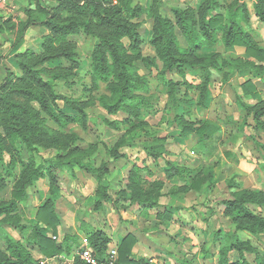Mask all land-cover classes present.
I'll return each mask as SVG.
<instances>
[{
    "label": "rangeland",
    "instance_id": "obj_1",
    "mask_svg": "<svg viewBox=\"0 0 264 264\" xmlns=\"http://www.w3.org/2000/svg\"><path fill=\"white\" fill-rule=\"evenodd\" d=\"M95 1L106 6L108 0ZM216 1L220 5L217 10H207V0H129L136 13L122 6L120 15L135 24L138 33L136 48L131 47L127 36L120 39L124 56L132 60L128 71L134 80L121 108L109 114L101 107L100 98L111 102L117 94L108 88L112 76L104 80L92 73L91 54L97 35L79 26L62 37L45 24L46 10L38 0H0V92L19 105L22 126L33 144L28 146L3 129L4 110L0 107V207H5L0 212V250L6 248L2 240L6 232L20 242L34 264H65L60 258L66 253L44 256L36 239L29 238L32 233L39 235L37 240L45 235L57 244L68 236L74 248L80 246L82 237L88 238L87 231L100 229L114 236L109 250L117 249L119 244V236L111 231L116 225L139 236L148 233L144 259L149 264H218L219 249L225 244L228 231L236 232L264 255V228L256 235L236 231V224L246 219L227 215L222 203L243 190L264 191V149L259 145L264 144V128L254 129L252 120L251 125L244 127L246 113L236 102L250 101L243 92L247 81H251L264 100V54L257 57L253 49L251 52L240 44L226 46L218 29L213 47L189 50L183 33L175 25L173 8L184 10L198 29L210 15L219 12L226 16L240 2ZM261 5L264 9V0ZM244 6L236 24L254 48L264 53V18L256 15L254 1L244 0ZM154 12L173 24L180 52L186 53L193 64L203 60L201 55H233L241 58L243 65L251 62L255 69L233 70L218 62L210 70L207 82H202L200 73L189 66L181 73L162 72L163 63L151 44ZM54 16L66 24L71 17L89 20L84 13L69 14L67 9L58 10ZM31 21L34 24L26 25ZM90 29L93 33L104 30L93 23ZM55 54L60 55L40 61ZM137 55L154 57V65L145 66ZM26 66L36 68L49 85L44 88L35 85ZM25 88L45 95L64 125L60 127L35 99L26 97L21 92ZM51 91L57 95L56 99H52ZM176 115L190 124L193 131L182 132ZM205 122L206 136L201 139L196 129ZM157 138L161 141H156ZM159 143L163 150L155 159L144 147ZM117 144L123 145L119 152L124 156L115 159L109 150ZM43 158L76 159L99 169L104 176L98 181L88 169L79 166H74L71 172L66 168L59 172V196L54 207L58 218L56 233L39 222L40 206L49 195L47 177L33 185L24 184L25 176ZM167 162L185 168L188 175L167 179L164 173ZM133 167L137 168L141 189L162 182L157 207L130 201L136 191L131 176ZM199 175H207V182L194 191L189 184ZM19 190L20 194L14 196L13 192ZM246 206L264 217L263 207L251 203ZM123 208L128 211L121 214ZM143 208L146 214L138 217L137 211L141 213ZM132 215L138 219L125 220L133 219ZM245 255L254 262V253Z\"/></svg>",
    "mask_w": 264,
    "mask_h": 264
},
{
    "label": "trees",
    "instance_id": "obj_2",
    "mask_svg": "<svg viewBox=\"0 0 264 264\" xmlns=\"http://www.w3.org/2000/svg\"><path fill=\"white\" fill-rule=\"evenodd\" d=\"M207 10H217L220 8L219 3L216 0H207ZM251 1V0H250ZM254 1L256 15L261 19L264 18V9L261 5V0ZM38 3H43V9L46 10L47 21L46 25L55 34H59L62 37L73 33L76 28L81 26L87 33L96 34L98 37L97 42L94 45L93 52L91 54V67L92 73L98 77L107 79L112 76L113 82L108 86L111 92H115L117 96L114 101H107L106 98H100L101 107L109 114H114L121 108L122 102L125 98L129 97L131 89V83L134 77L129 73L128 68L131 66L132 60L124 56V47L120 43V39L123 36H127L130 39L131 47L136 48L138 42V33L136 25L129 22L127 19L120 15L121 8L125 5L128 10L136 13L135 8H131L129 0H108L106 6L95 0H38ZM121 4V6H120ZM244 0L237 2L232 8L231 13L224 16L222 13L216 12L199 25L196 29L195 20L190 19L186 12L180 8H173L175 16V25L183 33L189 50H200L201 48H211L217 42V36L215 30L222 31V39L226 46L240 44L246 47L249 51L257 57L263 56V51L255 49L254 44L246 37L240 27L236 24L238 14L244 10ZM60 9H67V13L76 12L77 14L84 13L89 20H76L67 19V24L62 21H57L54 16L55 12ZM53 12V13H52ZM154 27L153 37L151 44L153 45L160 61L163 63L162 72L168 70L172 73H181L182 70L189 66L193 68L192 71L200 73L202 82H207L210 76V70L221 63L224 66H231L233 70L239 68L255 69L251 62H245L243 65L242 59L233 55L222 56L220 54H214L211 56L201 55L203 60L196 64H193L186 55V53L180 52V45L176 40L173 33V24L168 19L162 16L159 12H154ZM90 23L94 26L103 28V31L93 33L90 29ZM34 24V21L27 23L26 25ZM241 42V43H238ZM251 51V52H252ZM60 54L48 55L41 58L40 61L45 59L58 58ZM137 59H140L145 66L154 65V57L137 55ZM244 62V61H243ZM238 63L239 65H237ZM37 64H35L36 66ZM195 66V67H194ZM26 70L30 72L29 78L33 80L35 85L40 88H44L49 85L47 81H44L40 76L38 70L31 66H26ZM251 81H247L243 84L244 95L249 96L251 103L237 100L239 108L245 111L246 118L243 121V126L251 125L249 120L254 121L253 128H264V120L261 121V117L264 116V100L259 96L256 88L251 85ZM26 97L35 99L41 106L42 110L47 112L49 116L56 121V123L62 127L64 120L62 121L58 114L54 113L49 106L48 100L42 93L35 90L23 89L21 91ZM52 93V91H51ZM53 94V93H52ZM57 95L53 94L52 99H56ZM68 104H72L67 100ZM73 105V104H72ZM0 107L4 110L2 116L3 129L15 138H20L25 141L28 146H32V140L27 134L26 129L22 126V117L19 112V105L13 103L7 95H3L0 92ZM75 107V106H74ZM77 108V107H76ZM175 119L181 124V130L184 133H190L193 129L183 122V118L180 115H176ZM71 120V119H70ZM207 123H203L202 126L196 129V133L201 139L205 138V126ZM156 141L160 142L161 139L157 138ZM264 149V144H259ZM122 144L113 146L109 152L111 156L118 159L124 156V153L119 152V148ZM157 146H160L157 148ZM145 150L155 159L160 157L162 153V145L155 144L153 147H144ZM74 166L83 167L100 181L104 176L99 169L94 167H87L76 159H70L69 161H63L61 159H41L39 163L25 176L24 184L33 185L38 179L47 177L49 183V195L40 206L39 222H43L47 227L52 229L53 233H56V224L58 218L55 214L54 207L56 199L59 196V172L65 168L71 172ZM164 169L165 177L167 179L173 177L185 178L188 171L173 162H167ZM132 179L136 186V191L132 194L131 202L144 204L146 207H157L158 196L162 182L152 184L147 189H141V181L136 178L137 168L133 167ZM208 176L202 175L195 177L189 184V187L194 191H199L201 187L207 182ZM22 190V189H21ZM19 191H14V196L20 194ZM103 196L106 195V189L101 190ZM233 198H226L222 202L226 205V214L231 215L232 218L240 216L242 219H246L244 223L236 224V231L242 230L256 235L260 230L264 228V217L256 215V213L246 206V203L255 204L264 208V191L259 190H243L238 193L232 194ZM4 206L0 207V212L4 210ZM236 212V213H234ZM168 213L165 216L168 217ZM262 216V215H261ZM90 246L98 259H102L108 250V244L110 238L100 229L87 231ZM217 234V233H216ZM226 234L225 244L219 249L218 264H264V255L258 253L256 247L251 245L248 240H242L238 234L234 231H228ZM37 233L33 232L29 238L38 243L40 250L46 257H53L61 255L62 253H69L72 250L69 237L65 236L61 243H55L45 235L40 236L37 240ZM2 240L6 245L5 250H0V264H34V260L30 254L24 249L19 241L15 240L10 234L3 232ZM136 243V238L127 234L117 245L118 259L117 264H149L145 260H136L132 257V248ZM245 253H254V262H250ZM72 264H88L83 261L78 255H75Z\"/></svg>",
    "mask_w": 264,
    "mask_h": 264
},
{
    "label": "crops",
    "instance_id": "obj_3",
    "mask_svg": "<svg viewBox=\"0 0 264 264\" xmlns=\"http://www.w3.org/2000/svg\"><path fill=\"white\" fill-rule=\"evenodd\" d=\"M248 103H251V100L248 102ZM137 207V206H136ZM125 208V207H124ZM123 208V209H124ZM144 209H146V208H143L142 210H141V213L140 212H138L137 211V216L138 217H140L141 215H144V214H146L145 213V211H144ZM123 211H128V209L126 208V209H124V210H121V214L123 213L124 214V212ZM143 211H144V213H143ZM143 213V214H142ZM136 214V213H135ZM123 216V215H122ZM137 216L136 215H132V217H133V219H131V218H129V217H126V219L125 220H135V218H137ZM138 219V218H137ZM125 229V228H124ZM123 228H118V226L116 227V225H115V227H113L112 229H111V231H112V233H114V235L115 236H119V238H117L118 240H119V242L128 234V233H130V234H133L134 236H135V238H136V240H137V242H136V244L134 245V247L132 248V257L134 258V259H136V260H145L146 261V259H144V258H146V257H144L145 255H144V252H145V248H144V245H145V241H146V239L148 238L147 236V234H145V233H141L140 234V236L139 235H137L135 232L134 233H132L131 231H127V232H124L125 230H124ZM106 235L110 238V240L112 239V237H114V236H109V234L108 233H106ZM111 242V241H110ZM146 246V245H145ZM79 248V246L78 247H74V248H72V250L69 252V253H67V254H64V256H67V257H62V258H60V260H63L64 261V263L65 264H67V261H69V258L70 257H72L71 255H73L74 256V254L76 253V251H77V249ZM74 258V257H73ZM175 260V259H174ZM62 261V262H63ZM73 261V260H72ZM72 261L69 263V264H72Z\"/></svg>",
    "mask_w": 264,
    "mask_h": 264
},
{
    "label": "built area",
    "instance_id": "obj_4",
    "mask_svg": "<svg viewBox=\"0 0 264 264\" xmlns=\"http://www.w3.org/2000/svg\"><path fill=\"white\" fill-rule=\"evenodd\" d=\"M53 238H55L53 236ZM83 261L88 264H117V249L113 247L106 251L104 257L102 259H98L96 254L94 253L92 247L90 246L89 239L87 237H82L80 246L77 249L76 253ZM69 258V260H73V255Z\"/></svg>",
    "mask_w": 264,
    "mask_h": 264
}]
</instances>
